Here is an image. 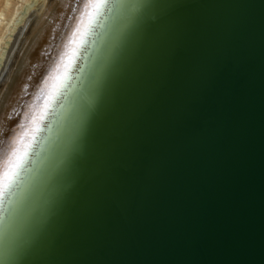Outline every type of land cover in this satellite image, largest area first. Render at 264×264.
I'll list each match as a JSON object with an SVG mask.
<instances>
[{"label": "water", "instance_id": "95a60500", "mask_svg": "<svg viewBox=\"0 0 264 264\" xmlns=\"http://www.w3.org/2000/svg\"><path fill=\"white\" fill-rule=\"evenodd\" d=\"M130 2L0 264H264V0Z\"/></svg>", "mask_w": 264, "mask_h": 264}, {"label": "bare ground", "instance_id": "6f19581e", "mask_svg": "<svg viewBox=\"0 0 264 264\" xmlns=\"http://www.w3.org/2000/svg\"><path fill=\"white\" fill-rule=\"evenodd\" d=\"M24 2L22 12L16 8L9 18L0 11V256L25 218L53 146L75 117L84 95L82 85L106 46L100 41L115 36L113 24L105 38L114 13L122 16L131 5L130 0H119L117 10V0H100V9L89 20L82 15L88 0ZM11 32H15L13 40ZM14 148L21 159L5 182V161Z\"/></svg>", "mask_w": 264, "mask_h": 264}, {"label": "snow or ice", "instance_id": "6c2138e0", "mask_svg": "<svg viewBox=\"0 0 264 264\" xmlns=\"http://www.w3.org/2000/svg\"><path fill=\"white\" fill-rule=\"evenodd\" d=\"M83 7L85 11L82 13V15L90 20L100 9L101 3L100 0H88V2L85 3ZM20 159L21 156L19 151L14 148L12 152L9 153L8 159L5 161L7 168V170L3 174V179L5 182L9 181L11 174L18 167Z\"/></svg>", "mask_w": 264, "mask_h": 264}, {"label": "rangeland", "instance_id": "374dc122", "mask_svg": "<svg viewBox=\"0 0 264 264\" xmlns=\"http://www.w3.org/2000/svg\"><path fill=\"white\" fill-rule=\"evenodd\" d=\"M8 1V4H6V2ZM22 5V7L23 6H25L26 5V3L24 2V0H0V11L1 10H3V12L6 14V18H9L10 17V15L9 14H11L10 12L11 11H15L16 10V8H19V11H18V13L20 12H22V10H20L21 8H20V6ZM15 9V10H14ZM9 16V17H8ZM25 16H26V14H25ZM21 17H22V15H20L19 17H18V19H20L19 21H16V23L19 25V27L23 24L22 22H23V19H21ZM22 20V21H21ZM6 21H4V23H5ZM19 22V23H18ZM20 22L22 23V24H20ZM16 24V25H17ZM16 25H14V26H16ZM18 25L16 26V28H19L18 27ZM15 28V32H16V29ZM5 30V29H4ZM15 32H11V34H12V37H11V39L13 40L14 38H15V36H14V34H15ZM8 34V31L7 32H5V35H7ZM12 40H11V42H10V44H12L13 42H12ZM9 44V45H10ZM0 49H1V46H0ZM3 65V64H2ZM2 67V66H1ZM2 77H3V74H1V76H0V80L2 79Z\"/></svg>", "mask_w": 264, "mask_h": 264}]
</instances>
